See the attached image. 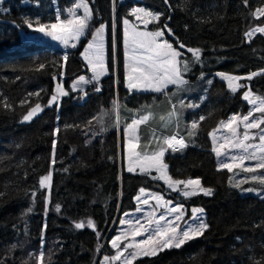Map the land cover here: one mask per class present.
I'll return each mask as SVG.
<instances>
[{"label": "trees", "instance_id": "obj_1", "mask_svg": "<svg viewBox=\"0 0 264 264\" xmlns=\"http://www.w3.org/2000/svg\"><path fill=\"white\" fill-rule=\"evenodd\" d=\"M23 1L4 0L0 7V264H38L41 251L45 254L43 264H99L103 255L113 254L109 239L120 215L136 207L138 191H167L166 183L155 178V172H129L122 159V125L130 114L126 107H161L153 104L161 94L128 95L125 87L122 20L133 18L134 1L116 4L114 16L112 0H88L92 16L87 32L67 52L63 68L65 54L61 50L28 43L21 37V30H28L21 15L41 10L39 20L43 21L54 0ZM68 1L57 0L62 11ZM137 3L161 14L151 28L167 25L173 44L185 46L178 47L181 60L189 62L183 87L188 85L193 92L182 87L180 96L184 102L191 100L198 105L184 112L188 122L198 118L195 135L185 134L187 147L177 152L165 148L162 161L167 174L173 180L199 178L213 194L169 196L186 206H201L209 228L179 249L166 248L132 264H264V196L243 194L230 185V172L217 167L209 138L220 120L248 112L244 99L248 87L264 92V75L239 80L247 87L236 92L218 77L220 73L247 77L264 70V35L256 33L251 41L245 36L249 29L264 25V16L253 15L264 0H248L247 4L244 0ZM101 24L105 26L107 73L99 80L101 91H94L97 82L93 81L84 89L86 99L79 103L82 93L73 92L69 84L89 73L81 51L91 29ZM187 48H199L200 60L195 61ZM40 64L45 67L41 69ZM57 83H62L68 95L60 97L59 107L47 106ZM174 91L176 87L168 89L170 96H176ZM25 99L28 103L22 105ZM114 100L120 107H113ZM5 102L11 108H5ZM35 103H40L43 111L31 121H22ZM201 116L205 119L200 120ZM49 172L50 187L40 188V178ZM32 192H36L35 197ZM29 208L32 210L27 212ZM89 219L95 230L75 228L74 222L87 223Z\"/></svg>", "mask_w": 264, "mask_h": 264}, {"label": "snow or ice", "instance_id": "obj_2", "mask_svg": "<svg viewBox=\"0 0 264 264\" xmlns=\"http://www.w3.org/2000/svg\"><path fill=\"white\" fill-rule=\"evenodd\" d=\"M167 2V0H165ZM248 0H244L247 4ZM75 9H83V15H77ZM71 18L61 19L60 13L55 16V22L50 24H44L39 21H29L25 19L24 23L29 29H33L45 36L51 37L53 40L60 41L64 45H69L72 40H79L81 36L85 34L88 28V21L91 19L92 10L89 7L88 0H78L75 4L74 9H69ZM132 15L136 16L137 21L147 26L152 20H159L160 13H152L146 11L144 8H133L131 10ZM137 13H142V18ZM257 18L264 16V6L258 8L254 13ZM129 20L125 18L123 20L124 28V44H125V57H126V84L130 91L133 90H152L157 93H163L167 96L165 89L168 85H175L177 90H180L187 81L183 79V73L189 71V62L187 60H181L182 53L173 47L171 43L163 39L164 31L158 30L155 32L150 31H139L135 26H133L130 33L128 25ZM35 25V27H34ZM104 28L102 24L98 29H96L93 34L92 40L88 43L84 59L88 61L90 71L92 72L91 79H86L85 76L81 75L72 85L73 92L83 93L78 98L81 100L86 99L87 92L84 91V85L91 84L93 81L98 82L100 77L105 74V64H104ZM167 29V25L164 26ZM171 33V29H167ZM256 33H264V27H256L245 33V36L249 41ZM75 47L73 43L71 45ZM183 44H180V48H184ZM187 52L191 53L195 61H199L201 57V50L199 48H187ZM63 63L61 68L68 61V54L62 58ZM44 64H40V68L43 69ZM228 81V88L232 92H236L238 88L247 87L237 83L241 79L251 80L257 75H264V70L260 72H252L247 77H237L231 75L221 74ZM61 78L63 77V71L60 73ZM56 79V77H53ZM203 78V73L201 74ZM209 84L212 81H208ZM97 92L100 89L97 87L95 89ZM30 96L32 94H29ZM39 96L40 93H35ZM68 92L64 90L62 83H57L56 88L48 100L47 106H52L56 104L59 107V99L62 96H67ZM203 99V98H202ZM244 99L253 107L250 109L249 113L244 116L233 115L229 121L226 123L221 122L223 127L227 128L233 137L238 136V131L240 125H243V137L242 139H237L236 142L225 138L224 143H220L216 146L215 136L213 135V152L220 157L222 155L227 156L229 150L240 149L242 150V155L230 156L229 163H220V169H227L232 172L233 169H241L247 173H256L259 169H264V98L256 97L251 88L244 92ZM28 103V100H22L21 104ZM181 106L187 107H198L196 104L184 105V101H180ZM5 108H11L10 104L5 102ZM113 107H120L117 101H113ZM175 109V105H173ZM43 108L41 104L35 103L34 106L30 107L25 115L22 117V121H31L36 117ZM259 113L260 118L256 119L255 114ZM173 111L169 115H174ZM149 119V116H142L140 119H133L131 124H128L125 128V134L127 139V148L129 151V172H135L137 167L141 173H149L150 170L155 168L159 175L155 178L165 181L168 187L174 191L180 192V194L189 198L199 193H203L206 196H211L213 194L212 189L204 188L201 185L200 179H188V180H173L171 176L167 174V165L162 163V157L166 149L161 148L160 151L154 152L151 155L144 154L141 156L139 152H136L138 144L135 142L138 140L136 136L137 128L144 124ZM205 119L201 116L200 120ZM92 121H89L91 124ZM119 123V120L117 121ZM71 127V126H66ZM198 128V122L193 121L191 128L189 130V136L195 135V130ZM214 130V131H218ZM252 130H258L252 132ZM56 133L59 132V128L55 130ZM259 143H246L247 141L257 140ZM163 143L167 145L168 149L174 152L182 151L187 147L185 139L183 136L177 138V135H171L163 138ZM55 144L56 141L53 140V163H55ZM136 157L135 165L132 163V158ZM239 161L238 163L236 161ZM245 161H254L255 164L252 167L245 166ZM258 177L256 175L251 176V180L255 181ZM51 173L43 176L39 180L40 188L50 187ZM231 178L229 183H231ZM247 178L243 183H247ZM259 182L264 184V175L259 177ZM182 186V187H181ZM236 188H241V182H237L233 185ZM243 191H254L255 189H242ZM141 193L145 192V189H140ZM2 195V194H0ZM33 197L36 196V192H32ZM136 199L141 205L149 206V211L147 212V218L145 223H142L140 219H137L134 223L129 220H121V224L129 225L126 230H121V232L115 236L111 241V246L117 249L116 255L111 257L113 262L120 261L121 264H132V262L141 256H156L158 252L163 251L166 248H177L182 247L186 242L200 237L209 228L208 223L203 219V209L195 208L192 210L191 223L184 220L185 210L184 206L180 203L172 204L171 201L164 200V197L160 194H148V198L141 199L137 196ZM150 201H155V204H150ZM47 203V199H46ZM57 211H59L60 206H56ZM163 208L164 211L157 215L159 209ZM32 209H27L30 212ZM142 208H137L136 211H142ZM127 215V214H126ZM181 221H184V227L181 228ZM74 226L77 229L84 227H90L95 230V223L89 219L87 223L85 222H74ZM45 228L47 225L45 224ZM97 236L100 233L97 231ZM146 238L137 240V237ZM239 239V238H237ZM124 242L123 248H121V243ZM15 247V246H13ZM127 253V255H125ZM44 252L41 251L38 257V264H43L44 262ZM109 258L105 257V261ZM103 264V262H102Z\"/></svg>", "mask_w": 264, "mask_h": 264}, {"label": "rangeland", "instance_id": "obj_3", "mask_svg": "<svg viewBox=\"0 0 264 264\" xmlns=\"http://www.w3.org/2000/svg\"><path fill=\"white\" fill-rule=\"evenodd\" d=\"M3 1L4 0H0V7L1 8H2ZM131 1H134L133 5L131 7V10L133 8H144L146 11L155 13L154 11H151L150 9H148L147 7H145L143 4L137 3V2H140L141 0H131ZM25 2H26V0L23 1L22 3H25ZM114 2H115V5H114V9L113 10L115 11L116 10V4H118L120 1L119 0H114ZM76 3H78V0H69L68 1V4L65 6V9L62 11V9L57 4V0H54L53 7H49L46 10L45 20H43V21L39 20V21L41 23H44V24L54 23L55 22V19L54 18L57 15V13H60L61 19L71 18V14L69 13L68 10L69 9H74V6H75ZM261 7H259V8H261ZM75 11H76V14L77 15H83V9H75ZM42 13H43V11H41V10L40 11H37V12H34V13H31V12L26 11L21 16H22V18L24 20L27 19L29 21H35L37 19H40V17L42 16ZM137 15H140L142 18H145V19H150V18H147V17H143V14L142 13H137ZM124 19L125 18H123V20ZM123 20H122V27H123V34H124L125 25L123 24ZM128 20L130 22L129 25H128V28H129L130 33L132 31L133 26H135L137 28V30H139V31L155 32V31H158V30H163L164 31L163 39L167 40L169 43H171L173 45L174 48H176L177 50H179V48L176 47L173 44L172 40H171V38L173 37V35H172V32L171 33L168 32L167 29H170L168 26H167V29L164 28L165 25L159 26V27H156V28H151L150 27V24H152L156 20H152L151 23H149L147 26H145L144 24H142L139 21H137L136 16H134V15H133V18L132 19H128ZM88 24H89V21H88ZM34 27H35V25H34ZM99 27H100V25L95 26V27H93L91 29L90 34H91V37L92 38H93V34L95 33L96 29H98ZM256 27H264V25L255 26L253 28H256ZM253 28H251V29H253ZM27 29L28 30H26V31L21 30V37H22L23 41H28V43L42 44V45H47V46H50V47H53V48H57V49L61 50L63 54H65L69 50H71L72 48H74V47L71 46L73 43L75 45L78 44L79 40L82 37H84V35L86 34L88 28L86 29L85 34L83 36H81L79 40H72V41H70L69 45H67V46L64 45L62 42L53 40L51 37L45 36L42 33H39L37 31H34L33 29H29L28 27H27ZM251 29H249L248 31H250ZM262 34L264 35V33H262ZM103 36H104V48H105V32L103 33ZM123 46H124L125 75H126V71H127L126 70V57H125L126 48H125V44H124V35H123ZM221 74H225V75H230V74L220 73L218 75V77L221 78V79H223L226 82L227 86H228V81ZM83 76H85V78L88 79V75L87 74H83ZM231 76L241 77V76H238V75H231ZM77 79H78V77L76 78V80ZM98 83H100V82H97V84ZM170 87H172V85H168L167 89L170 88ZM183 88L185 90H188L189 93L190 92H193V90L191 89L192 87L189 88L188 85L185 86V87H183ZM252 93L256 97L264 98V92L263 93H260V92L252 91ZM188 104H195V103L193 101H191V100H189L188 102H184V105H188ZM179 106H181V104H179ZM252 107L253 106L249 104V110L244 115H247ZM183 108H184V110L185 109L192 110L195 107L183 106ZM233 115H237V114H231L228 118L220 120L219 123L217 124V126L210 132L209 138H210L212 150H213V135L212 134H214V136H215L216 146H219L220 143H224L225 142V138H228L229 140H232L233 142H236L238 138L239 139H242V137H243V125L242 124L240 125L239 131H238V136L237 137H233L232 134L229 132V130L227 128L223 127V125L221 123V122L226 123L227 121H229V119ZM244 115H241V116H244ZM255 118L256 119H259L260 118V114L259 113H256L255 114ZM117 121H118V119H117ZM193 121H197L198 122V118L192 117L190 119V123H189V126H188V129L189 130L191 128V124L193 123ZM117 126H118V123H117ZM261 127L264 128V125H261ZM217 129H219V130L218 131H214V130H217ZM256 131H258V130H252V132H256ZM246 143L257 144V143H259V141H258V138H257V140L247 141ZM242 154H243L242 153V150H240V149L229 150L227 156L222 155V156L218 157L215 154L216 155V160H217V167H219L220 163H229V162H231L229 160V157L230 156H237V157H239ZM236 162L238 163L239 161L237 160ZM254 164H255L254 161H245V166L252 167V166H254ZM252 175H256L258 177V179L255 180V181L251 180V176ZM262 175H264V169H259V170H257L256 173H247V172L242 171L241 169H233V171L230 172V176H229V180L231 178V181H232L230 183V185L233 186L235 183L241 182V188H236L234 186L233 187L236 188V189H238L243 194H251V195H255V196H264V184H261L259 182V177L262 176ZM246 178H247L248 182L247 183H243V181ZM189 179H197V178H189ZM166 186H167L166 188H167V191H168V192L166 191L167 194L166 193L160 194V193H157V192H154V191L145 190L144 193L139 192L138 193V196H140L141 199H145V198H148V194H150V193L151 194H160V195H162L164 197V200L171 201L172 204L175 205L178 202L175 201V200H173L169 196H173L174 197L176 195L177 197H181V198H183V196L180 194V192L174 191V190L170 189L167 184H166ZM204 188H207V187H204ZM242 189H255V190L254 191H243ZM168 193H171V194H168ZM165 195H167V196H165ZM150 204L154 205L155 204V201H150ZM183 206H184V210H185L184 220L185 221H188L189 223H191V218H192V215H193L192 210L195 209V208L203 209L201 206H193V205H191V206L183 205ZM137 208H142L143 210L138 212V211H136ZM149 210H150L149 209V206L141 205L140 202L136 199V207L133 208V209L126 210V211H124L120 215V217L118 219L117 226H116V231H115V233L109 239V246L113 249V254L112 255H107V254L106 255H103L101 257V260H100V263L99 264H102V262H103V264H114L115 262L121 263L120 261L113 262L111 260V257L114 256V255H116L117 249H114L111 246V243H110V241L115 236H117L121 232V230H126V229L129 228V225H127V224H121L120 221L123 219V220L132 221L134 223L137 219H140L142 223H145L146 218H147V212ZM163 211H164L163 208L159 209V211L157 212V215H159ZM203 219L205 220L204 211H203ZM180 223H181V228H183L184 227V221H181ZM146 235L147 234H145V236H143V237H137V240L146 238ZM123 244H124V242L121 243V248H123ZM125 255H127V253H125ZM105 257H108L109 259L107 261H105Z\"/></svg>", "mask_w": 264, "mask_h": 264}, {"label": "crops", "instance_id": "obj_4", "mask_svg": "<svg viewBox=\"0 0 264 264\" xmlns=\"http://www.w3.org/2000/svg\"><path fill=\"white\" fill-rule=\"evenodd\" d=\"M91 40H92V37L90 35V37L87 39V42L85 43V45L83 46L82 51H81V57H82L84 63L86 64V66L89 70V73L87 74L88 79H91L92 72L90 71L88 61H86L84 59V54H85V49ZM104 64H105V48H104ZM105 69H106L105 70V74H106L107 73L106 66H105ZM250 74H248V75H250ZM104 75H102V76H104ZM230 75H232V74H230ZM101 77H100V79H101ZM74 81H76V79L70 82V84H69L70 89H72V85H73ZM87 85L83 86L84 89L86 88ZM125 87L128 91V95H130L129 92H131V94L134 92H136V93H157V92H154L152 90H133V91H130L127 88L126 75H125ZM172 87L175 88L176 86L172 85ZM168 89L167 88L165 89L167 96H165L163 93H158V94H161V98H158V99H156V101H153V104L155 102H156V104H162L161 107H158L157 105H148L144 108L133 109V110H129L130 108L126 107L127 111H130V114H128L129 117H127L125 119V121L122 125V131H121V133H122L121 137H122V141H123L122 159H123L124 167L126 168V170L129 167L130 160H129V151L127 148V139H126V134H125V128L127 127L128 124L132 123L133 119H140L142 116H145V115L149 116V119L144 124H141L137 128V131H136V136L138 137V140L135 141L138 144V147L136 148V152H139L141 154V156H143L144 154L151 155L154 152L160 151L161 148H164V149L167 148V145L163 143L164 137H167L169 135H174V134L177 135L178 137H181V136L185 137V134H187V136H189V129L187 127V124L190 122H188V119H187V117H185V114H184V112L187 109L184 110V108L182 106H179L180 101L183 100L184 97L180 96L181 95L180 90L174 91V92H176V94H175L176 96H174V97L170 96ZM153 99L154 98H152V100ZM173 105H175V109H173ZM173 111L175 112V114L170 116L169 114L172 113ZM188 126H189V124H188ZM185 143H186V141H185ZM135 161H136V157H133L132 163L134 166H136ZM162 163H163V161H162ZM135 172H140L138 167H137V170ZM150 172H155L157 175H159V173L155 170V168L151 169ZM185 180H188V179H185ZM143 189H145V188H143ZM145 190L153 191L150 189H145ZM139 192H140V190L138 191V193ZM167 192H166V194H167ZM138 193L135 196V202H136V197L138 196ZM168 194H171V193H168ZM165 196H167V195H165Z\"/></svg>", "mask_w": 264, "mask_h": 264}, {"label": "built area", "instance_id": "obj_5", "mask_svg": "<svg viewBox=\"0 0 264 264\" xmlns=\"http://www.w3.org/2000/svg\"><path fill=\"white\" fill-rule=\"evenodd\" d=\"M119 1H121V0H119ZM122 1H124V0H122ZM97 87H98V88L100 89V91H101V87H102L101 83H98L97 86L95 87V89H96ZM95 89H94V91H96ZM96 92H97V91H96ZM98 92H99V91H98ZM82 101H83V100L80 99V100H79V103H82ZM167 137H168V136H167ZM160 194H163V193H160Z\"/></svg>", "mask_w": 264, "mask_h": 264}, {"label": "water", "instance_id": "obj_6", "mask_svg": "<svg viewBox=\"0 0 264 264\" xmlns=\"http://www.w3.org/2000/svg\"><path fill=\"white\" fill-rule=\"evenodd\" d=\"M113 9H114V3H112V12H113V15L115 16V12H114ZM114 16H113V17H114ZM178 47L180 48V44H178ZM180 49H183V48H180ZM39 104H40V103H39ZM33 106H34V105H33ZM41 106H42V105H41ZM41 112H42V111H41ZM41 112H40V113H41ZM40 113H39V114H40ZM39 114H38V115H39Z\"/></svg>", "mask_w": 264, "mask_h": 264}]
</instances>
